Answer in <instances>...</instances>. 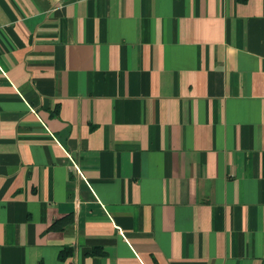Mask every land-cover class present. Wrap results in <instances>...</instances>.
<instances>
[{
	"label": "crops",
	"instance_id": "obj_1",
	"mask_svg": "<svg viewBox=\"0 0 264 264\" xmlns=\"http://www.w3.org/2000/svg\"><path fill=\"white\" fill-rule=\"evenodd\" d=\"M0 264H264V0H0Z\"/></svg>",
	"mask_w": 264,
	"mask_h": 264
}]
</instances>
